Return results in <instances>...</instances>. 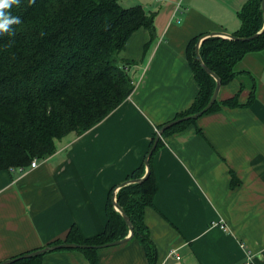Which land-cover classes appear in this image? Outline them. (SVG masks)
Here are the masks:
<instances>
[{
  "label": "crops",
  "instance_id": "0c3cea01",
  "mask_svg": "<svg viewBox=\"0 0 264 264\" xmlns=\"http://www.w3.org/2000/svg\"><path fill=\"white\" fill-rule=\"evenodd\" d=\"M248 1L141 0L155 13L156 33L146 46L151 34L139 28L121 54L136 62L129 69L133 93L88 131L57 140L35 167L0 169V262L64 237L72 225L85 237L103 230L111 189L144 160L157 126L198 93L188 42L202 33L233 34ZM246 70L256 81L252 103L204 114L166 137L153 157L156 194L145 220L159 264H264V51L238 62L237 71ZM251 85L242 73L221 86L218 98L237 95L244 104ZM40 264L88 261L81 251L55 250ZM99 264L148 260L134 239L104 248Z\"/></svg>",
  "mask_w": 264,
  "mask_h": 264
},
{
  "label": "trees",
  "instance_id": "16d2710c",
  "mask_svg": "<svg viewBox=\"0 0 264 264\" xmlns=\"http://www.w3.org/2000/svg\"><path fill=\"white\" fill-rule=\"evenodd\" d=\"M5 11L19 17V23L11 24L10 31L0 32V169L23 171L33 159L53 154L57 140L72 132L83 134L88 131L133 93L135 84L129 69L136 62L121 54L130 36L141 27L151 34L146 46L152 43L156 33L155 13L147 12L141 4L125 6L119 0H19ZM238 16L241 26L233 32L235 37L257 34L264 25L262 0H249L238 11ZM203 35L193 37L186 50L199 84L198 93L193 103L173 119L201 110L216 87L217 81L197 58L196 46ZM260 51H264V31L248 40L213 35L202 40L199 47L202 60L219 76L222 85L242 73H246L252 82L246 103H240L237 95L224 100L217 98L204 114L221 106L252 103L255 77L247 70L238 72L237 64L247 53ZM200 117L182 120L165 129L149 158L147 178L120 187L116 194L117 202L134 227V235L129 241L137 239L142 243L148 264H159L157 246L145 220L146 209L154 206L156 194L153 157L165 145L166 137L196 124ZM198 132L202 131L198 128ZM156 133L157 130L152 135L149 149ZM144 160L127 179L145 174ZM231 172V184L235 186L239 179ZM114 188L106 204L107 220L101 232L85 237L76 225H72L64 237L46 245L63 242L97 245L124 238L129 233V226L113 206ZM103 249L57 250H78L85 255L88 264H99ZM46 253L10 264H40Z\"/></svg>",
  "mask_w": 264,
  "mask_h": 264
},
{
  "label": "water",
  "instance_id": "95a60500",
  "mask_svg": "<svg viewBox=\"0 0 264 264\" xmlns=\"http://www.w3.org/2000/svg\"><path fill=\"white\" fill-rule=\"evenodd\" d=\"M262 8H263V13H264V0H262ZM264 31V25H263V28L257 33V34H254V35H251V36H248V37H235L233 34H230V33H227V32H212V33H206L204 34L203 36L200 37L198 43H197V46H196V53H197V58L198 60L200 61L201 65L206 69V71L211 74L215 80L217 81V84H216V87L214 89V92L209 100V102L199 111L191 114V115H187V116H184V117H181V118H177V119H172V120H169L168 122L164 123L159 129H157V133H156V136H155V139H154V143L152 145V147L149 149L147 155H146V158L144 160L145 162V165H146V171H145V174L142 176V177H139V178H135V179H127L125 181H123L121 184H119L118 186H115L114 190H113V196H112V203H113V206L114 208L121 212V214L124 216L128 226H129V233L122 239H117V240H114V241H110V242H106V243H103V244H97V245H89V244H78V243H68V242H63V243H59V244H53V245H46L40 249H37V250H33V251H29V252H25L24 254H20L16 257H13V258H8V259H5L3 261L0 262V264H10V263H13L15 261H18L22 258H28V257H32V256H36L38 254H41V253H46V252H51V251H55L57 249H62V248H107V247H111V246H116V245H121V244H124L126 242H128L132 236L134 235V227H133V224L129 218V216L127 215V213L124 211V209L119 205V203L117 202V198H116V194L119 190L120 187L124 186V185H127L129 183H134V182H142L143 180H145L147 178V176L149 175L150 173V163H149V158L150 156L152 155L154 149L156 148L157 144H158V141L159 139L161 138L162 134H163V131L165 129H167L168 127L182 121V120H185V119H190V118H198L200 116H202L212 105L213 103L217 100L218 96H219V92H220V88L222 86V83H221V79L219 78V76L213 71L211 70L207 65H205V63L203 62L202 60V57L200 55V52H199V47H200V44L202 42V40L205 38V37H208V36H222V37H225V38H234V39H242V40H248V39H251L253 37H255L256 35H258L259 33L263 32Z\"/></svg>",
  "mask_w": 264,
  "mask_h": 264
},
{
  "label": "clouds",
  "instance_id": "9594fccd",
  "mask_svg": "<svg viewBox=\"0 0 264 264\" xmlns=\"http://www.w3.org/2000/svg\"><path fill=\"white\" fill-rule=\"evenodd\" d=\"M19 0H0V32L10 31L9 26L13 23H19V17L11 16L5 9L13 4H18Z\"/></svg>",
  "mask_w": 264,
  "mask_h": 264
},
{
  "label": "rangeland",
  "instance_id": "374dc122",
  "mask_svg": "<svg viewBox=\"0 0 264 264\" xmlns=\"http://www.w3.org/2000/svg\"><path fill=\"white\" fill-rule=\"evenodd\" d=\"M119 1L125 6L137 5L138 3L142 4L141 0H119Z\"/></svg>",
  "mask_w": 264,
  "mask_h": 264
},
{
  "label": "built area",
  "instance_id": "2783aa9c",
  "mask_svg": "<svg viewBox=\"0 0 264 264\" xmlns=\"http://www.w3.org/2000/svg\"><path fill=\"white\" fill-rule=\"evenodd\" d=\"M36 166V158L32 160L30 166L28 168H31V167H35ZM21 170V169H20ZM223 228H224V225H221ZM171 253H175V250H171ZM179 257V256H178ZM246 264V263H245Z\"/></svg>",
  "mask_w": 264,
  "mask_h": 264
}]
</instances>
